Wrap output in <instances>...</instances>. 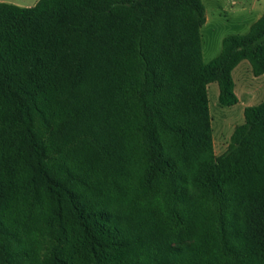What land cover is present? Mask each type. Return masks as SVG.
I'll return each mask as SVG.
<instances>
[{"label":"trees","instance_id":"16d2710c","mask_svg":"<svg viewBox=\"0 0 264 264\" xmlns=\"http://www.w3.org/2000/svg\"><path fill=\"white\" fill-rule=\"evenodd\" d=\"M202 0L0 1V264H264V100L217 155L208 85L264 74V14L204 61Z\"/></svg>","mask_w":264,"mask_h":264},{"label":"rangeland","instance_id":"374dc122","mask_svg":"<svg viewBox=\"0 0 264 264\" xmlns=\"http://www.w3.org/2000/svg\"><path fill=\"white\" fill-rule=\"evenodd\" d=\"M23 7L34 6L39 0H0ZM208 23L201 29L202 50L205 62L216 57L222 50L223 38L229 34H243L248 26L264 13L263 4L252 9L255 0H202ZM237 69V70H236ZM233 72L238 103L221 106L219 85H208L209 105L212 116L213 142L217 155L223 153L230 143L235 127L244 122V110L264 100V74L255 76L247 60L242 61Z\"/></svg>","mask_w":264,"mask_h":264},{"label":"crops","instance_id":"0c3cea01","mask_svg":"<svg viewBox=\"0 0 264 264\" xmlns=\"http://www.w3.org/2000/svg\"><path fill=\"white\" fill-rule=\"evenodd\" d=\"M259 4H263V3H262V2H260V0H255V2H254V5H253V8H252V9H256V8H257V6H258ZM263 14H264V13H263ZM259 17H260V16H259ZM259 17H258V18H259ZM258 18H257V19H258ZM257 19H256V20H257ZM256 20H255V21H256ZM208 21H209V19H208V16L206 15V22H205V24H204V25H206V24L208 23ZM255 21H254V22H255ZM252 23H253V22H252ZM252 23H251V24H249V26H248V27H249V28H248V30L250 29V27H251ZM204 25H203V26H204ZM249 64H250V63H249ZM236 68H237V67H236ZM236 68H235V69H236ZM235 69H234V70H235ZM236 70H237V69H236ZM233 72H234V71H233Z\"/></svg>","mask_w":264,"mask_h":264}]
</instances>
